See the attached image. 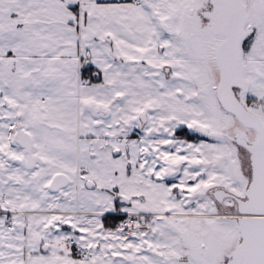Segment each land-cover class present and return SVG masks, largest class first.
I'll return each mask as SVG.
<instances>
[{
	"label": "snow or ice",
	"instance_id": "1",
	"mask_svg": "<svg viewBox=\"0 0 264 264\" xmlns=\"http://www.w3.org/2000/svg\"><path fill=\"white\" fill-rule=\"evenodd\" d=\"M0 264H264V0H0Z\"/></svg>",
	"mask_w": 264,
	"mask_h": 264
}]
</instances>
